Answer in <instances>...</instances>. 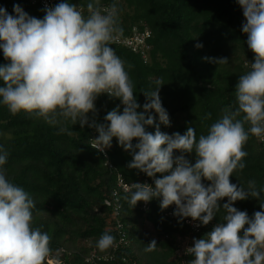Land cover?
I'll list each match as a JSON object with an SVG mask.
<instances>
[{
	"label": "clouds",
	"instance_id": "9594fccd",
	"mask_svg": "<svg viewBox=\"0 0 264 264\" xmlns=\"http://www.w3.org/2000/svg\"><path fill=\"white\" fill-rule=\"evenodd\" d=\"M237 2L254 61L239 76L235 102L225 106L221 117L198 139L193 127L184 134L160 130V124L170 126L159 94L160 79L153 81L154 89L141 91L145 103L137 102L125 61L111 46L123 34L117 3L60 2L46 7L43 19L30 16L19 4L13 6L14 15L0 7V50L7 61L0 65V104L12 115L26 112L59 126V133L67 135H72L68 124L87 125L98 133L92 148L99 152L111 148L116 138L132 155L128 169L154 179V186L132 183L123 197L132 208L157 198L161 210L175 205L173 215L179 221L191 218L202 225L223 209L222 222L186 249L194 256L188 264H264V203L252 216L233 206L249 196L260 200L264 188L257 190L254 180L247 188L230 181L235 171L246 167L244 148L250 137L264 141V0ZM205 59L218 65L229 62ZM102 94L119 99L123 110L118 105L106 114L105 123L90 122L88 114L96 112L95 101ZM150 126L154 133L148 131ZM192 153L194 163L186 158ZM7 157L0 146V264H51V237L33 226L35 201L8 178L3 167ZM224 198L227 202L221 205ZM115 244L116 238L104 233L96 247L103 252ZM156 247L153 239L145 251ZM55 264L61 261L56 258Z\"/></svg>",
	"mask_w": 264,
	"mask_h": 264
},
{
	"label": "trees",
	"instance_id": "16d2710c",
	"mask_svg": "<svg viewBox=\"0 0 264 264\" xmlns=\"http://www.w3.org/2000/svg\"><path fill=\"white\" fill-rule=\"evenodd\" d=\"M60 2L86 5L89 1L58 0L55 5ZM16 4L32 17L43 19L45 15L30 0H0V7L12 15ZM119 9L122 36H129L133 28L151 32L147 62L138 53L111 45L125 61L137 102L142 106L145 96L141 91L154 89L153 81L160 79L163 85L159 94L170 119V126L160 124V130L170 135L184 134L193 127L197 139L206 134L221 117L222 109L235 102L239 76L254 61L247 35L242 32L245 18L237 0H121ZM197 44L203 47L197 48ZM205 58H227L229 62L218 65ZM6 63L0 50V65ZM118 105L122 112L119 99L100 95L95 101L96 112L88 114L89 121L105 123L106 114ZM68 128L72 135L61 134L59 126L26 112L12 115L0 104V146L8 152L3 167L8 178L33 197V226L50 235V259L58 258L61 264H182L194 259L178 255L187 228L184 220L167 215L168 208L161 210L159 199L148 202L147 209L143 202L132 208L123 198L129 192L118 190L115 203L118 176L127 185L151 179L128 169L130 152L113 138L111 148L102 154L91 147L93 137L98 135L94 128H81L79 123L68 124ZM148 131L154 133L155 127L150 126ZM244 150L248 153L244 158L246 167L233 173L231 183L247 188L254 180L257 190L264 188V142L250 137ZM186 158L195 162L194 153L186 154ZM106 162L112 168L105 166ZM226 202L227 198L220 201L221 205ZM261 202L264 192L260 200L249 196L233 206L252 216L261 211ZM114 206L116 216H112ZM223 215L221 209L213 224L221 223ZM104 233L113 235L116 243L123 234L127 243L102 252L96 242ZM153 239L156 249L145 251Z\"/></svg>",
	"mask_w": 264,
	"mask_h": 264
},
{
	"label": "built area",
	"instance_id": "2783aa9c",
	"mask_svg": "<svg viewBox=\"0 0 264 264\" xmlns=\"http://www.w3.org/2000/svg\"><path fill=\"white\" fill-rule=\"evenodd\" d=\"M58 0H30L32 5H38L42 10H44L46 7H53L55 6V3ZM82 2L89 1V0H81ZM117 3L118 6L121 4V0H109L108 3H101L102 5H110L111 3ZM81 6V5H78ZM86 14V10H85ZM151 38V32L148 29L143 30H137L135 28L132 29L131 34L129 36H120L118 40L113 43V45L116 46H122L128 50H130L133 53H138L141 56V59L144 62H147L148 60V52L150 50V45L148 41ZM262 141V140H261ZM264 142V141H262ZM94 142L91 143V147L93 146ZM96 150V149H95ZM106 151V150H105ZM104 152H101L102 154H105ZM105 166L108 168H112L111 164L106 162ZM144 183H148L154 186V179L151 178L149 181L145 180ZM132 185V184H131ZM131 185H127L123 182L121 179V176L117 177L116 187L117 190L113 192V197L115 200V203L117 202V194L118 190H120L123 193L129 192L128 190L131 188ZM108 205V202L106 203ZM143 208L147 209V203L143 202ZM175 211V205L169 206L167 210V215L172 216L173 212ZM117 215V206L113 207V214L112 216ZM184 224L187 228V237L183 239V241L180 244V249L178 251L179 256H186L189 257L191 255L187 254L186 249L188 247L193 246L194 239L202 238L207 232L211 231L213 227L215 226L213 222L211 221L208 225H202L199 221H193L191 218L184 219ZM203 227H207L208 229H203ZM203 229V230H202ZM127 241L124 239V235L121 234L118 242L115 244L113 249L117 248V245L123 244L126 245ZM106 255L103 256V258ZM91 257H95L94 254L91 255ZM111 259V258H110ZM99 260V258L97 259ZM51 264H55V260L50 259ZM182 264H188L185 261H182Z\"/></svg>",
	"mask_w": 264,
	"mask_h": 264
}]
</instances>
